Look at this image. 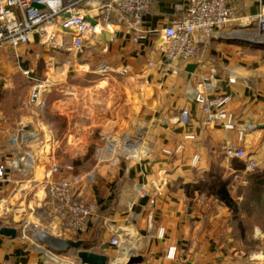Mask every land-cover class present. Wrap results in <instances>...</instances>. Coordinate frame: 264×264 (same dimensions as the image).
Masks as SVG:
<instances>
[{
    "label": "crops",
    "instance_id": "crops-1",
    "mask_svg": "<svg viewBox=\"0 0 264 264\" xmlns=\"http://www.w3.org/2000/svg\"><path fill=\"white\" fill-rule=\"evenodd\" d=\"M155 2L152 13L144 18L149 30L162 29L175 18L177 0ZM232 7L239 18L212 39L206 59L218 70L217 94L231 95L228 108L238 123L255 128L247 137L251 143L247 153L258 164L253 174L261 176V191L254 195L231 191L233 187H249L253 174L244 175L242 161L230 155L237 146L235 133L205 125L192 102L198 70L185 69L176 76L161 78L158 70L150 72L146 66L155 59L151 45L154 37L135 44L116 28L98 37L80 60L92 67L99 63L128 66L127 77L80 72L78 80L72 76V81L49 91L46 107L31 110L34 114L29 117L17 115L12 120L0 111V163L40 147L32 153L37 164L30 171V184L21 173L10 169L11 182L0 183V198H9L11 204L25 210L13 217L0 213V229L17 230L15 238L0 235V264L43 263L32 242L19 237V223L23 221L40 229L48 227L50 234L56 230L50 205H43L38 215L33 212L32 195L40 189L38 182L52 165L62 168L71 164L76 171H88L94 148L104 135L137 141L149 155L139 160L123 159L115 168L103 166L95 181L83 188L86 197L97 200L99 209L87 234L81 237L82 250L106 256L107 264H127L133 257L141 258L138 264H264V36L253 41L248 36L255 26L242 23L264 11V0H233ZM21 53L22 67L36 72L50 58L34 46L23 48ZM229 78L235 82L228 83ZM183 109H189L191 117L185 125L176 120ZM23 132L33 133L34 144H30L32 140L27 144L12 142ZM40 137L49 144L42 146ZM180 144L183 148L177 156L161 153ZM194 156L199 157L196 165H192ZM209 178L227 182L238 205L246 200L253 207L248 205L235 213L205 193L186 196L185 185ZM17 189L21 191L15 193ZM254 215L261 216V222L256 219L245 229L243 220L250 223ZM159 229H163L162 238L158 237ZM114 234L123 238L120 248L109 245ZM52 238L39 239V245L50 248ZM249 238L253 245H261L257 263L245 257V251L250 250ZM169 252L174 256L169 257Z\"/></svg>",
    "mask_w": 264,
    "mask_h": 264
},
{
    "label": "built area",
    "instance_id": "built-area-1",
    "mask_svg": "<svg viewBox=\"0 0 264 264\" xmlns=\"http://www.w3.org/2000/svg\"><path fill=\"white\" fill-rule=\"evenodd\" d=\"M232 1L177 0L173 6L175 18L171 23L162 29L149 30L144 25V18L154 10L155 0H0V67L4 61H14L29 84L26 109L41 111L46 107L49 90L68 81L70 68L73 69L74 77L80 72L114 78L129 75L128 66L99 63L92 67L88 62L80 60L84 51L98 37L112 33L116 28L131 37L135 44L154 37L151 45L155 59L147 63V69L150 72L158 70L160 77L165 78L182 73L189 65L195 66L198 70V83L192 102L199 108L205 125L218 126L225 132L235 133L237 146L230 155L242 161V173L247 175L258 169L256 160L247 153L251 145L247 137L255 128L238 123L234 113L228 108L231 95L217 94L218 70L206 59L212 39L239 18L232 7ZM242 23L255 26L257 32L264 36V11L243 19ZM30 46L37 47L50 56L39 72L31 67H22L24 61L21 50ZM56 55L61 57L56 58ZM1 78L0 74V82ZM234 82V78L228 79V83ZM190 118V110L183 109L176 120L185 125ZM27 136L32 137L33 133H20L12 142L27 144ZM182 148L180 144L172 151L163 149L161 153L173 157ZM148 155L149 152L137 141L104 135L94 148L93 164L88 171H76L71 164H65L62 168L52 165L38 182L40 189L35 191L32 198L35 201L33 212L37 215L43 205L51 206L56 230L50 234L48 227L40 229L23 221L19 223L20 239L32 242V246L44 258L42 264H68L66 255L69 251L64 254L54 253L49 248L40 246L38 240L53 235L60 240L80 241L87 234L91 220L99 209L97 200L86 197L83 188L95 181L101 167L115 168L123 159L139 160ZM198 161L199 157L194 156L192 165H196ZM36 164L37 159L31 152L1 162L0 183L11 182L10 169L21 173L26 183L30 184L33 181L30 171ZM20 191L17 189L15 193ZM152 205L151 201L150 208ZM24 211L23 206L11 204L9 198H0L2 215L12 214L13 217V214H22ZM163 234V229H159L158 237L162 238ZM109 245L120 248L123 245L122 236L114 234ZM71 252L77 258L78 250H70ZM168 255L174 256L173 252ZM260 255L261 251L254 253L252 259L257 260Z\"/></svg>",
    "mask_w": 264,
    "mask_h": 264
},
{
    "label": "rangeland",
    "instance_id": "rangeland-1",
    "mask_svg": "<svg viewBox=\"0 0 264 264\" xmlns=\"http://www.w3.org/2000/svg\"><path fill=\"white\" fill-rule=\"evenodd\" d=\"M251 30H252V34L251 35H249V36L248 35H243V36H246V37L248 36V38L250 37L253 41H257V40L261 39V34H259L258 32L257 33L254 32V31H257L256 27H254ZM31 62L38 63V64L41 63V61H34V60L31 61ZM45 63L46 62H44V64ZM14 67H16V65H15L14 61H12V60L4 61L1 64V67H0V74H1V77H2L1 78V82H0V87H1V90L3 91V97L0 100V111L3 113L4 116H6L8 118L11 117L12 120H13V117H16L17 115L18 116L22 115L24 117H29V116L34 114V113L31 112V109L29 110V109H26V107H25V103H26L28 95H29V84H28V81L20 74V72L15 71ZM70 70H71V68H70ZM72 76H74L73 72H68L67 78H68L69 81L71 80ZM76 79L78 80L77 76H76ZM77 80H73V81H77ZM66 83H64V84H66ZM59 86L60 85L55 86L54 88L52 87L49 91L51 92L52 90H54L56 87H59ZM50 92H48V93H50ZM32 138H33V136L32 137H28L27 136L25 141L29 142V141L32 140ZM33 139H35V138H33ZM39 140L41 141L42 146H44L46 144V142L48 141V140L47 141H43V138H41V137H40ZM33 141L34 140H32V142L30 143L31 145L34 144ZM36 143H38V142L35 141V144ZM47 144H49V143L47 142ZM34 148L39 149L40 147L38 146V147H34ZM37 149H33L34 151L32 153H36L35 150H37ZM59 153L60 152H58L57 154L59 155ZM255 171L251 172V173H248L247 175L253 174V173H255ZM241 190H243V195H246V193L254 195L255 193L259 192V190H254V188L252 189L250 187H247V188H244V189H241V188H238V187H233V189H231V191H233L235 193H239V194H240V192H242ZM259 202H261V201H259ZM248 205L250 206V204H248V203L245 204L243 201H241V203L239 204V207L241 209L242 208H248L249 207ZM250 207H253V206L251 205ZM260 207H261V205H260ZM243 219L244 218H242V220ZM256 219L260 220V222H261V216L259 217L258 215H254L252 221L249 220V222L251 224L248 223V220L244 219L243 220L244 228L246 229L249 226L251 227L253 222H255L254 220H256ZM240 223H241V221H240ZM43 240H45V239H43ZM246 241H247L248 246H250V250H249V252L245 251L246 252L245 257H248V256L250 257L249 258V262L250 263H257V260H253L251 255L261 251V245L260 246H258L257 244L253 245L251 238H249ZM68 251H69V254L66 255L68 257L67 258L68 264H80L78 258H76L75 255L72 252L70 253V250H68ZM68 251L65 252V253H68ZM50 259L55 261L54 258H50ZM61 264H64V263H61Z\"/></svg>",
    "mask_w": 264,
    "mask_h": 264
},
{
    "label": "trees",
    "instance_id": "trees-1",
    "mask_svg": "<svg viewBox=\"0 0 264 264\" xmlns=\"http://www.w3.org/2000/svg\"><path fill=\"white\" fill-rule=\"evenodd\" d=\"M3 97V91L0 87V100ZM256 172V171H255ZM250 188L261 191V176L252 175ZM183 190L187 197H190L193 193H205L207 195L217 198L224 206L231 211L237 213L241 210L239 205L232 199L227 182L222 181L219 178L207 179L205 182L197 184H187L183 187ZM245 204L248 203L246 200L243 201Z\"/></svg>",
    "mask_w": 264,
    "mask_h": 264
},
{
    "label": "water",
    "instance_id": "water-1",
    "mask_svg": "<svg viewBox=\"0 0 264 264\" xmlns=\"http://www.w3.org/2000/svg\"><path fill=\"white\" fill-rule=\"evenodd\" d=\"M37 8H42L41 6L34 5ZM195 69L194 65L187 66L186 70L188 72H193ZM17 231L11 228H2L0 229V235L10 238H15ZM82 242L81 241H71V240H60V239H50V248L49 250L54 253L61 254L65 253L68 250H78L77 258L80 264H107L108 259L104 255H99L93 252H88L82 250ZM141 262V258L133 257L130 258L127 264H138Z\"/></svg>",
    "mask_w": 264,
    "mask_h": 264
}]
</instances>
